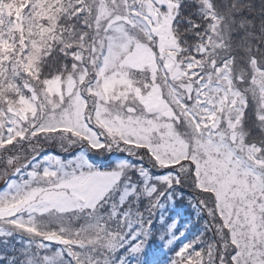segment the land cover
Instances as JSON below:
<instances>
[{"label":"snow or ice","instance_id":"obj_1","mask_svg":"<svg viewBox=\"0 0 264 264\" xmlns=\"http://www.w3.org/2000/svg\"><path fill=\"white\" fill-rule=\"evenodd\" d=\"M0 182V264H264V0H0Z\"/></svg>","mask_w":264,"mask_h":264},{"label":"rangeland","instance_id":"obj_2","mask_svg":"<svg viewBox=\"0 0 264 264\" xmlns=\"http://www.w3.org/2000/svg\"><path fill=\"white\" fill-rule=\"evenodd\" d=\"M3 186V184H2V182H0V187H2ZM186 213H190V212H192V209H190V208H186L185 210H184ZM185 215H187V214H185Z\"/></svg>","mask_w":264,"mask_h":264},{"label":"trees","instance_id":"obj_3","mask_svg":"<svg viewBox=\"0 0 264 264\" xmlns=\"http://www.w3.org/2000/svg\"><path fill=\"white\" fill-rule=\"evenodd\" d=\"M191 213V212H190ZM184 214H188V213H186L185 211H184Z\"/></svg>","mask_w":264,"mask_h":264}]
</instances>
